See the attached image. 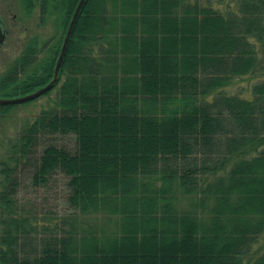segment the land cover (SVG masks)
Masks as SVG:
<instances>
[{
	"label": "trees",
	"instance_id": "obj_1",
	"mask_svg": "<svg viewBox=\"0 0 264 264\" xmlns=\"http://www.w3.org/2000/svg\"><path fill=\"white\" fill-rule=\"evenodd\" d=\"M79 1L22 0L56 32L32 38L1 76L0 97L51 81ZM260 46L264 0L224 11L201 0H86L59 80L41 95L58 87L54 104L14 145L20 171L3 164L0 264H264V79L251 98L224 92L264 70ZM14 105L0 103V118ZM57 173L78 214L39 230L16 174L47 187ZM97 214L100 224L79 227Z\"/></svg>",
	"mask_w": 264,
	"mask_h": 264
},
{
	"label": "rangeland",
	"instance_id": "obj_2",
	"mask_svg": "<svg viewBox=\"0 0 264 264\" xmlns=\"http://www.w3.org/2000/svg\"><path fill=\"white\" fill-rule=\"evenodd\" d=\"M201 1L205 4H214L222 11H224L229 4L236 7V0ZM9 3H12L13 6L12 12L18 14V20L21 23L28 24L30 26V33L32 37L39 36L41 39L46 40L50 38L51 35L55 34L56 24L54 20L49 19L47 20L46 25H40V13L38 6H36L29 15L26 12L25 4L22 0H0V10L5 9L6 5ZM258 54L261 64L264 65V46H260ZM13 58L14 56L9 58L7 55H2V66L5 67L7 65L4 63L5 59L11 60ZM1 70L2 69L0 68V75L2 73ZM263 79L264 70L261 69L257 72L238 76L230 85L224 88V92L230 95L251 98L253 85ZM58 92L59 88L57 87L50 93V95L38 97L35 101L17 103L13 106L8 115H4L0 118V192L4 190L6 185L5 175L2 173V170L4 169L3 164H7V166L10 165V167L14 168V170L20 171L21 169L19 168L21 165H17L15 163L13 156L17 153V151L14 150V145L18 142L20 135L23 133V129L28 127L31 123L33 114H36L43 108H48L50 105L54 104V101L58 96ZM56 142L59 144L66 143L68 147H72L75 144V138L69 136H57ZM38 153H40V150ZM19 175L16 174V176H18L21 180L18 199L21 206L24 207V214L26 217L28 216V218L35 223L39 230H41V225H43V223L47 222L51 225V227L57 225V223L59 225L60 223L61 226L62 218L78 214V212L71 209L67 203V180L62 173L55 174L51 178L49 186L47 187H34L32 186L30 179H27L23 174ZM178 191L177 200L180 201L182 205L189 206L192 199L188 195H185L181 190ZM29 208H33V211H26V209ZM48 210L49 214L48 216H45V212ZM21 212L23 213V211ZM102 217V214L81 216L79 220V227L82 220L89 223L100 224ZM79 227L78 231L81 234ZM105 228L110 232L114 231L116 229L115 220H108L106 218ZM1 230L2 227L0 225V231ZM41 234L43 233L39 232L37 235L40 236ZM262 242L263 241H260L259 244Z\"/></svg>",
	"mask_w": 264,
	"mask_h": 264
},
{
	"label": "flooded vegetation",
	"instance_id": "obj_3",
	"mask_svg": "<svg viewBox=\"0 0 264 264\" xmlns=\"http://www.w3.org/2000/svg\"><path fill=\"white\" fill-rule=\"evenodd\" d=\"M12 10V3L6 5L5 9L0 10V68L2 69L0 79L1 76H6L33 38L30 33V26L21 23L18 20V14L13 13ZM2 55H7L9 58L14 56V58L11 60L5 59L4 63L7 65L4 67L2 66Z\"/></svg>",
	"mask_w": 264,
	"mask_h": 264
},
{
	"label": "water",
	"instance_id": "obj_4",
	"mask_svg": "<svg viewBox=\"0 0 264 264\" xmlns=\"http://www.w3.org/2000/svg\"><path fill=\"white\" fill-rule=\"evenodd\" d=\"M85 1L86 0H80L79 1L78 5L76 7V10H75V12L73 14V17H72V19L70 21L69 27L67 29V32H66V35H65V38H64L60 53H59V56L57 58L54 76L51 79V81L47 85L37 89L36 91L31 92V93L26 94V95H23V96L14 97V98L0 97V103H2V104H17V103H21V102H26V101H29V100H32V99H36V98L40 97L41 95H43L44 93H46L47 91L53 89V87L55 86V84L59 80L60 71H61L64 59H65V56H66V53H67L69 41L71 39L72 32H73L75 23L77 21V18H78L79 14H80V11H81L82 7L85 4Z\"/></svg>",
	"mask_w": 264,
	"mask_h": 264
}]
</instances>
